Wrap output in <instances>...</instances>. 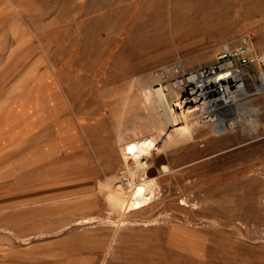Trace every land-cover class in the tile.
<instances>
[{"label":"rangeland","instance_id":"1","mask_svg":"<svg viewBox=\"0 0 264 264\" xmlns=\"http://www.w3.org/2000/svg\"><path fill=\"white\" fill-rule=\"evenodd\" d=\"M243 43L264 49V0H0V264H264L256 65L242 128L153 152L149 204L113 210L99 189L122 175L119 115L145 114L139 78Z\"/></svg>","mask_w":264,"mask_h":264},{"label":"bare ground","instance_id":"2","mask_svg":"<svg viewBox=\"0 0 264 264\" xmlns=\"http://www.w3.org/2000/svg\"><path fill=\"white\" fill-rule=\"evenodd\" d=\"M219 67L218 71L202 69L187 71L183 64L175 61L139 78V89L132 95V100L142 103L141 107L145 114L138 121L131 108L129 109L131 118L119 115L114 132L121 160L119 172L122 175H113L107 179L105 185L99 186L101 191L104 189L109 191L110 194L105 196L111 209L121 212L132 211L141 209L151 202L154 197L153 186L151 181L150 183L147 181L146 176L148 172H161L153 167L151 158L154 151L162 152L168 157V149L173 145L193 143L194 131L198 130L201 131V139L215 142L223 138L227 130V120L230 121L228 124L231 129L242 128L247 97L251 94L247 90L244 74L231 68L229 62L221 63ZM251 78L255 92H258L261 87L252 76ZM169 94L174 96L173 100L169 99ZM254 111L253 114L256 116L257 108ZM196 114H204V119L190 122L193 132L192 129L187 131V138H183L181 135L188 129L186 128L188 118L195 117ZM167 131L173 134L169 143L163 141ZM155 142L159 145L156 146ZM91 219L93 217H84L82 221L89 222ZM119 222H122V218L116 223Z\"/></svg>","mask_w":264,"mask_h":264},{"label":"built area","instance_id":"3","mask_svg":"<svg viewBox=\"0 0 264 264\" xmlns=\"http://www.w3.org/2000/svg\"><path fill=\"white\" fill-rule=\"evenodd\" d=\"M216 59L217 61L219 59L227 60L226 62L221 63L226 64L229 62L231 68L243 72L244 75L248 73L246 68L251 65H256L258 67V84L261 87L259 92H264V49L255 51L243 43L230 49L225 48ZM219 66L216 67V69L213 68L212 71H218L220 69Z\"/></svg>","mask_w":264,"mask_h":264}]
</instances>
